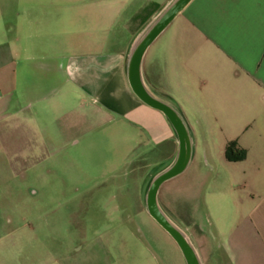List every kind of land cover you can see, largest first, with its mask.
I'll list each match as a JSON object with an SVG mask.
<instances>
[{
	"label": "crops",
	"instance_id": "0c3cea01",
	"mask_svg": "<svg viewBox=\"0 0 264 264\" xmlns=\"http://www.w3.org/2000/svg\"><path fill=\"white\" fill-rule=\"evenodd\" d=\"M172 1L0 0V164L10 174L80 145L98 148L113 177L128 159L140 177L174 162L172 125L134 94L127 76L132 48ZM141 77L184 118L187 167L223 159L232 175H193L211 183L212 259L264 264V0H191L146 48ZM215 132L230 136L213 151ZM230 141L243 160L225 158ZM97 256L55 261L90 264Z\"/></svg>",
	"mask_w": 264,
	"mask_h": 264
},
{
	"label": "rangeland",
	"instance_id": "374dc122",
	"mask_svg": "<svg viewBox=\"0 0 264 264\" xmlns=\"http://www.w3.org/2000/svg\"><path fill=\"white\" fill-rule=\"evenodd\" d=\"M228 134L211 135L213 151ZM108 162L98 148L80 145L24 175L13 176L0 164V264H56L58 257L83 255H98L90 264H139L142 255L153 257L154 264H186L143 203L144 187L153 177H140L130 159L117 166L113 177ZM226 165L223 159L209 166L190 163L158 192L162 210L200 248L202 264L224 263L210 253L211 183L202 185V178L193 175L200 170L210 177H232ZM119 201L120 211H115Z\"/></svg>",
	"mask_w": 264,
	"mask_h": 264
},
{
	"label": "water",
	"instance_id": "95a60500",
	"mask_svg": "<svg viewBox=\"0 0 264 264\" xmlns=\"http://www.w3.org/2000/svg\"><path fill=\"white\" fill-rule=\"evenodd\" d=\"M191 0H173L138 39L127 62V76L134 94L145 104L160 110L169 120L178 138V153L174 162L155 175L145 196L148 214L174 239L186 264H201L199 257L186 234L178 228L161 209L158 191L167 180L176 177L187 167L191 157V140L182 115L170 104L154 97L141 77V61L146 48Z\"/></svg>",
	"mask_w": 264,
	"mask_h": 264
},
{
	"label": "trees",
	"instance_id": "16d2710c",
	"mask_svg": "<svg viewBox=\"0 0 264 264\" xmlns=\"http://www.w3.org/2000/svg\"><path fill=\"white\" fill-rule=\"evenodd\" d=\"M245 155V151L238 147L236 141H230L225 148V158L228 161H241Z\"/></svg>",
	"mask_w": 264,
	"mask_h": 264
}]
</instances>
